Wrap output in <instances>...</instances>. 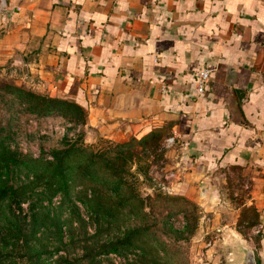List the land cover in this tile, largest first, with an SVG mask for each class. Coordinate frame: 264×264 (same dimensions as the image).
I'll list each match as a JSON object with an SVG mask.
<instances>
[{"label":"crops","instance_id":"crops-1","mask_svg":"<svg viewBox=\"0 0 264 264\" xmlns=\"http://www.w3.org/2000/svg\"><path fill=\"white\" fill-rule=\"evenodd\" d=\"M0 66L83 104L92 140L166 126L191 188L236 170L264 258V0H0Z\"/></svg>","mask_w":264,"mask_h":264},{"label":"rangeland","instance_id":"rangeland-1","mask_svg":"<svg viewBox=\"0 0 264 264\" xmlns=\"http://www.w3.org/2000/svg\"><path fill=\"white\" fill-rule=\"evenodd\" d=\"M5 82L49 94L32 85L23 67L0 66V85ZM26 105L17 96L0 89V137H4L5 144L10 148L37 155L61 145L64 136L75 139L79 130L85 128L62 115L36 114L28 110ZM159 129V142L155 149L146 150V157L136 159L138 164L147 167L149 176L147 178L145 174L137 173L133 182L134 192L141 199L143 211L130 213L125 210L117 223L110 224L101 217H91L89 211L78 203L86 224L78 227L75 221L77 233L74 242L67 244L69 236L64 233L62 239L65 243L62 244L44 225L31 230V216L22 217V212H28L29 203H37V208L46 212L55 207L59 196L49 200L46 192L38 188L40 191L32 192L23 203L22 211L9 203L19 223V226L10 230L7 228L11 216L9 205L7 199L1 200L0 264H35L36 259L44 264H54L53 260L58 254L80 256L85 239L107 241L121 236L132 227L144 229L142 238L145 245L149 244L145 253L137 248L126 252L102 253L97 256V264H232L233 257L227 249L235 238H244L255 249L254 244L259 239L256 231L259 214L253 204L247 203L249 186L246 182H236L240 173L232 170L227 176V182H216L214 187H206V190H203L205 185L199 182L191 188L189 184L192 182L185 180L188 165L182 155L180 141L175 139L171 144L168 128L163 126ZM109 141L122 140L105 137L92 140L84 135V142L95 147H103ZM136 166L137 163H133L132 169H136ZM4 172L0 167V180ZM9 178L25 180L26 171L14 169L10 171ZM230 179L233 181L229 182ZM167 195L175 196L171 199ZM67 212L64 209L63 214ZM187 224L190 227H186ZM180 230L184 231L181 233ZM49 251L53 252L52 256ZM80 262L87 264L86 259ZM257 263L264 264V258H257Z\"/></svg>","mask_w":264,"mask_h":264},{"label":"trees","instance_id":"trees-1","mask_svg":"<svg viewBox=\"0 0 264 264\" xmlns=\"http://www.w3.org/2000/svg\"><path fill=\"white\" fill-rule=\"evenodd\" d=\"M0 89L17 96L27 104L28 110L36 114H58L68 117L74 124H85L86 107L73 98L35 92L7 82L1 84ZM84 134L81 129L75 139L64 136L65 140L61 145L53 146L48 152L37 155L10 148L5 144L4 137H0V167L5 171L0 180V201L7 199L8 205L13 203L22 211L23 203L32 192L40 191L38 188L46 192L49 200L59 196L55 207L46 212L40 211L37 203H29L28 212H22V217L31 216V230L44 225L62 244L65 243L62 239L64 233L69 236L67 244L74 242L77 233L75 221L78 227L86 224L78 203L89 211L91 217H101L110 224L117 223L125 210L130 213L143 211L141 199L134 192L133 182L137 173L141 172L147 178L149 176L147 167L138 164L136 159L146 157V150L155 149L159 142L160 129H152L139 138L132 136L122 141H109L103 147L85 143ZM133 163H137L134 170ZM14 169L25 170L27 178L10 179V171ZM167 196L173 199L175 195ZM64 209L68 210L66 215L63 214ZM9 211L11 216L7 228L10 230L16 225L19 226V223L17 214L10 205ZM186 227L190 225L187 224ZM142 235L144 229L132 227L125 230L121 236L107 241L85 239L81 245L83 252L80 256L58 254L53 261L54 264H81L80 261L86 259L87 264H97V256L102 253L126 252L136 248L145 253L149 244L145 245ZM48 253L53 255L52 251ZM34 263L44 264L39 259L34 260Z\"/></svg>","mask_w":264,"mask_h":264},{"label":"water","instance_id":"water-1","mask_svg":"<svg viewBox=\"0 0 264 264\" xmlns=\"http://www.w3.org/2000/svg\"><path fill=\"white\" fill-rule=\"evenodd\" d=\"M227 250L232 264H258L255 249L244 238H235Z\"/></svg>","mask_w":264,"mask_h":264},{"label":"built area","instance_id":"built-area-1","mask_svg":"<svg viewBox=\"0 0 264 264\" xmlns=\"http://www.w3.org/2000/svg\"><path fill=\"white\" fill-rule=\"evenodd\" d=\"M209 73H210V69L209 68H202L200 71H199V74H198V90L200 92H204L205 91V88H206V83L208 81V78H209ZM168 140L170 141L171 144L174 143L175 141V138L173 135H169L168 136Z\"/></svg>","mask_w":264,"mask_h":264}]
</instances>
